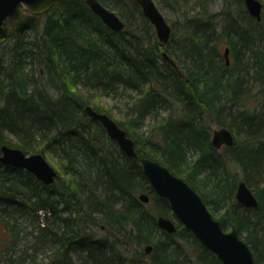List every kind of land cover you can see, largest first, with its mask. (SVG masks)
<instances>
[{
    "label": "trees",
    "instance_id": "trees-1",
    "mask_svg": "<svg viewBox=\"0 0 264 264\" xmlns=\"http://www.w3.org/2000/svg\"><path fill=\"white\" fill-rule=\"evenodd\" d=\"M98 1L122 31L75 0L41 14L28 35L0 37V149L59 167L44 185L0 163V264H221L177 221L171 235L159 229L158 217L176 220L169 204L87 106L124 129L137 157L185 180L264 264V0L260 21L243 0H220L217 14L207 0H159L177 14L165 45L133 0ZM222 126L234 146L216 150ZM239 178L257 210L234 200Z\"/></svg>",
    "mask_w": 264,
    "mask_h": 264
},
{
    "label": "water",
    "instance_id": "water-1",
    "mask_svg": "<svg viewBox=\"0 0 264 264\" xmlns=\"http://www.w3.org/2000/svg\"><path fill=\"white\" fill-rule=\"evenodd\" d=\"M75 0H0V37L5 38L9 32L15 35L22 34L37 24L36 16L40 15L52 6L73 3ZM141 8L142 15L148 20L155 30V36L160 44L165 45L171 36V26L167 24L153 0H133ZM246 12L256 21H260L262 14V2L259 0H243ZM21 3L28 5L32 15L22 23L16 24L19 19V7ZM91 12L100 18L106 28L119 33L124 27L121 17L112 10L102 6L98 0H85ZM13 21L14 24L9 23ZM228 48L224 50L226 65H229ZM171 62V61H170ZM88 117L93 118L104 128L109 139H113L118 147L131 158H138L141 171L149 182L152 191L164 199L176 220L160 216L156 220L160 230L171 235L176 231L175 221L184 225L196 238L198 243L208 249L221 264H256L254 255L248 244L239 236L235 227L225 231L218 219H214L212 213L200 195L189 186L182 178L174 175L169 169L148 158H139L134 149L133 140L127 137L124 129L118 126L115 120L104 113L96 112L92 107L85 109ZM210 144L216 149L232 148L235 136L224 126L212 131ZM0 163L16 167L31 173L44 185L52 184L58 177L57 171L46 161L41 153L25 154L17 147L2 145L0 149ZM234 199L242 207L257 210L258 200L251 189L243 180L236 182ZM139 200L147 204L149 197L141 194ZM150 247H145L149 253Z\"/></svg>",
    "mask_w": 264,
    "mask_h": 264
},
{
    "label": "rangeland",
    "instance_id": "rangeland-1",
    "mask_svg": "<svg viewBox=\"0 0 264 264\" xmlns=\"http://www.w3.org/2000/svg\"><path fill=\"white\" fill-rule=\"evenodd\" d=\"M154 3L157 5L161 15L164 16L166 22L168 25H170L172 27V25H174V23L176 22V19H177V14L176 12L168 9V8H165L163 6H161L158 2L159 0H153ZM222 5V2L220 0H207V10L210 12V13H213V14H217V12L219 11L220 7ZM176 11V10H175ZM155 31V30H154ZM28 35V33H26ZM1 57V60H0V63L2 62L3 60V57ZM103 103L107 106H111L112 104L114 105H117L119 110H123L122 108V105H121V102H118L117 100H113V99H105V100H102ZM103 104V105H104ZM104 105V106H105ZM115 112L116 111V108L113 109ZM112 112V113H113ZM117 118V116H116ZM120 118V117H119ZM46 161H48L49 164H51V166L57 171L59 172V167L57 165V163H55V161L49 156L47 155L46 156ZM58 174V173H57ZM235 200V199H234ZM236 201V200H235ZM229 230V229H227Z\"/></svg>",
    "mask_w": 264,
    "mask_h": 264
},
{
    "label": "clouds",
    "instance_id": "clouds-1",
    "mask_svg": "<svg viewBox=\"0 0 264 264\" xmlns=\"http://www.w3.org/2000/svg\"><path fill=\"white\" fill-rule=\"evenodd\" d=\"M19 14V19L16 24L25 22L29 18V16L32 15V11L30 10L27 4L21 3L19 7ZM9 23L14 24L13 21H9Z\"/></svg>",
    "mask_w": 264,
    "mask_h": 264
},
{
    "label": "flooded vegetation",
    "instance_id": "flooded-vegetation-1",
    "mask_svg": "<svg viewBox=\"0 0 264 264\" xmlns=\"http://www.w3.org/2000/svg\"><path fill=\"white\" fill-rule=\"evenodd\" d=\"M45 12H46V11H45ZM43 13H44V12H43ZM43 13H40V15L43 14ZM40 15L36 16V17H37V18H36V20H37V24H38V22H39L38 18L40 17ZM37 24H36V25H37ZM9 25H10L9 22H7L6 26L8 27ZM36 25H35V26H36ZM35 26H33V27H35ZM33 27H30V29H32ZM30 29L24 31L22 34H19L18 36H21V35H24V34H26V33H29ZM10 34L15 35L14 33L9 32L8 36H9ZM8 36H7V37H8ZM15 36H17V35H15ZM7 37H5V38H7ZM5 38H4V39H5Z\"/></svg>",
    "mask_w": 264,
    "mask_h": 264
},
{
    "label": "bare ground",
    "instance_id": "bare-ground-1",
    "mask_svg": "<svg viewBox=\"0 0 264 264\" xmlns=\"http://www.w3.org/2000/svg\"><path fill=\"white\" fill-rule=\"evenodd\" d=\"M162 58H163V59H166V60H168V61H171L170 59H168V56H167L166 52H163V53H162ZM0 60H1V57H0ZM238 180H243V179L239 178V179H237V181H238ZM237 181H236V182H237ZM243 181H244V180H243ZM244 182H245V181H244ZM147 247H150V248H151V245H150V246H147ZM151 251H152V248H151ZM151 251H150L149 253H147V254H150Z\"/></svg>",
    "mask_w": 264,
    "mask_h": 264
}]
</instances>
